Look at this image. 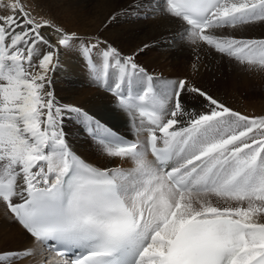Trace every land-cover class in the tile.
<instances>
[{
	"label": "snow or ice",
	"instance_id": "1",
	"mask_svg": "<svg viewBox=\"0 0 264 264\" xmlns=\"http://www.w3.org/2000/svg\"><path fill=\"white\" fill-rule=\"evenodd\" d=\"M0 5L8 13L0 12V202L55 252L44 264H264V114H241L187 79L153 77L135 62L138 53L124 56L99 38L85 43L22 0ZM147 14L179 20L183 39L264 71V38L215 34L264 23V0H147ZM77 41L91 79L114 95L135 139L57 100L50 73L59 49ZM186 93L203 110H188ZM66 113L104 155L132 166L81 159L64 131ZM32 252L0 251V264Z\"/></svg>",
	"mask_w": 264,
	"mask_h": 264
},
{
	"label": "bare ground",
	"instance_id": "2",
	"mask_svg": "<svg viewBox=\"0 0 264 264\" xmlns=\"http://www.w3.org/2000/svg\"><path fill=\"white\" fill-rule=\"evenodd\" d=\"M29 3L45 19L68 32H76L85 43L99 38L116 47L124 56L138 53L135 62L156 78L168 81L187 79L241 114H264V91L260 90L264 85V71L247 70L246 65L204 43L193 44L183 39L184 30L179 20L145 15L147 0H144L143 8L138 6L140 0H29ZM0 12L8 14L2 5ZM43 32L52 36L53 43L56 42L58 37L52 28L46 27ZM215 34L260 39L264 38V23L226 27L216 30ZM79 45L80 41H77L73 48L59 49L60 67L50 73L57 100L60 104L81 107L108 126L136 138L129 116L118 108L116 98L91 79ZM183 102L188 110H203L201 98L194 94L186 93ZM64 131L72 149L93 165L101 168L132 166L131 161L104 155L73 114H65ZM149 158L153 157L149 155ZM226 202L229 206H236L235 201ZM0 245H5L9 251L33 249L31 255L12 264H44L45 260L55 258L15 221L2 202Z\"/></svg>",
	"mask_w": 264,
	"mask_h": 264
},
{
	"label": "rangeland",
	"instance_id": "3",
	"mask_svg": "<svg viewBox=\"0 0 264 264\" xmlns=\"http://www.w3.org/2000/svg\"><path fill=\"white\" fill-rule=\"evenodd\" d=\"M22 3L25 6V10L26 11H29L33 16H35L37 18L43 17V15L41 14V12L39 13L38 10H36V9L33 8V5L31 3H29V0H22ZM155 75H158V74H155ZM262 76H264V75H262ZM260 90L261 91H264V85L260 87ZM213 203L216 204V205H218V206H221V207L229 206L226 201L217 200L215 198L213 199ZM235 204L237 206V202L236 201H235ZM0 251H9V250H8V248H5V245L4 246H1L0 245Z\"/></svg>",
	"mask_w": 264,
	"mask_h": 264
}]
</instances>
